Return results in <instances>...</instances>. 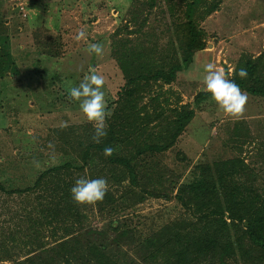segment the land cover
<instances>
[{"label":"trees","instance_id":"obj_1","mask_svg":"<svg viewBox=\"0 0 264 264\" xmlns=\"http://www.w3.org/2000/svg\"><path fill=\"white\" fill-rule=\"evenodd\" d=\"M166 1L165 47L146 49L138 41L127 44L131 38L113 42L125 80L106 120L107 136L94 143L93 125L50 128L53 145L46 154L40 152L44 163L31 171L32 178L17 183L0 178V207L7 210L0 219V260L10 264H264V142L256 145L257 153L249 163L237 155L199 161L192 165L190 177L179 182L155 160L173 145L194 108L178 100L163 107L160 91L151 93L153 86L160 90L172 82L194 52L205 46L198 21L219 2ZM145 20L141 18L133 29L138 34L144 32ZM3 27L0 19V79L18 70ZM43 41L40 54L61 53L59 42ZM241 68L247 69L245 79L235 75ZM226 75L243 91L264 99V52L239 54ZM146 92L148 100L141 101ZM26 96L24 92L21 100L15 97L4 103L10 108L11 101L19 104ZM209 97L200 90L192 103L199 106ZM167 98L161 89L160 99ZM45 136L40 144L46 146L51 136L48 140ZM105 147L115 149L111 156L103 155ZM55 154L61 158L53 163ZM80 177L107 180L109 190L102 202H73L70 188ZM147 181L158 185L148 187ZM3 195L17 199L12 204ZM147 195L173 198L180 213L142 232L124 208Z\"/></svg>","mask_w":264,"mask_h":264},{"label":"rangeland","instance_id":"obj_2","mask_svg":"<svg viewBox=\"0 0 264 264\" xmlns=\"http://www.w3.org/2000/svg\"><path fill=\"white\" fill-rule=\"evenodd\" d=\"M166 3V0H153L152 5L149 0H0L3 32L18 69L0 79V178L9 177L14 183L32 178L31 171L44 163L40 152L46 154L51 149L49 145H53L50 128L60 127L62 122L92 125L84 120L78 102L68 99V89L77 86L90 70L105 77L103 90L107 110L111 111L117 90L125 80L114 53L117 43L113 42L131 38L127 44L138 41L147 45L146 49L154 45L165 47L164 24L169 20ZM143 17L144 32L138 34L133 29ZM198 24L204 30L205 46L194 52L192 61L177 72L172 82L163 84L160 90L154 84L151 91H160L158 100H162L163 107L175 105L178 100L194 108L173 145L155 156L157 165L165 169V174L174 175L176 182L189 178L192 165L199 161L237 155L249 163L257 153L256 145L264 142L263 98L247 93L245 112L239 119L224 116L210 97L199 106L192 103L194 94L203 87L206 64L213 63L226 73L239 54L264 52V0H219L217 8ZM81 28L86 29L87 39L77 41L73 37ZM45 38L53 44L60 43L59 55L40 54ZM94 42L104 45L102 57L85 51ZM161 89L168 97L166 101L160 99ZM24 92L27 96L22 103L11 101L14 105L10 108L5 105L4 99L18 98ZM146 98L147 92L140 100L147 101ZM44 136L47 140L51 136L46 146L40 144ZM35 154L40 158H33ZM60 158V154H55L51 162ZM146 185L158 183L147 181ZM16 199L17 196H12L6 201L14 204ZM0 208L1 219L5 216L2 211L7 210ZM124 209L129 218L132 213L144 232L178 215L181 207L173 198L147 195ZM0 264L10 261L0 260Z\"/></svg>","mask_w":264,"mask_h":264},{"label":"clouds","instance_id":"obj_3","mask_svg":"<svg viewBox=\"0 0 264 264\" xmlns=\"http://www.w3.org/2000/svg\"><path fill=\"white\" fill-rule=\"evenodd\" d=\"M73 38L77 41L86 40V29H79ZM85 51L97 57H102L105 53L104 45L100 42L89 43ZM204 72L201 90L210 95V101L217 105L218 111L224 116L232 119L241 118L248 102L247 92L234 80L229 79L222 68L213 63L206 64ZM235 75L245 79L248 75L247 69L241 68ZM104 85L105 77L93 69L83 75L77 86L68 89V99L78 102L84 120L93 125L91 140L94 143H100L107 136L106 120L112 115V112L107 110ZM66 126V122L60 125L61 128ZM114 151L112 147H105L103 155L111 156ZM108 190V182L103 177L95 179L80 177L70 188V195L77 205H95L103 201Z\"/></svg>","mask_w":264,"mask_h":264}]
</instances>
